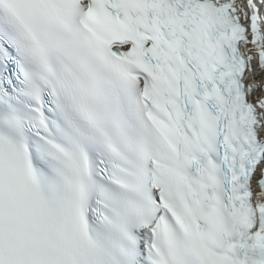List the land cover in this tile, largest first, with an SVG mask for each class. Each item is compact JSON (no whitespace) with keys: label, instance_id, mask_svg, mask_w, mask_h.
<instances>
[{"label":"snow or ice","instance_id":"snow-or-ice-1","mask_svg":"<svg viewBox=\"0 0 264 264\" xmlns=\"http://www.w3.org/2000/svg\"><path fill=\"white\" fill-rule=\"evenodd\" d=\"M254 60L264 0H0V264H264Z\"/></svg>","mask_w":264,"mask_h":264},{"label":"bare ground","instance_id":"bare-ground-1","mask_svg":"<svg viewBox=\"0 0 264 264\" xmlns=\"http://www.w3.org/2000/svg\"><path fill=\"white\" fill-rule=\"evenodd\" d=\"M256 66V65H255ZM260 75H258V84L264 85V72L259 68Z\"/></svg>","mask_w":264,"mask_h":264}]
</instances>
